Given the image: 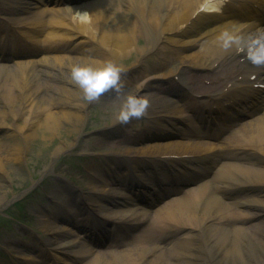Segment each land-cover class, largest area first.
Masks as SVG:
<instances>
[{
	"label": "bare ground",
	"instance_id": "bare-ground-1",
	"mask_svg": "<svg viewBox=\"0 0 264 264\" xmlns=\"http://www.w3.org/2000/svg\"><path fill=\"white\" fill-rule=\"evenodd\" d=\"M13 2L15 8L1 11L6 13L5 18H2L3 23L0 22V30L3 33L7 29L18 28L22 23H29L36 27L32 32L27 31L26 37L39 42V38L45 36L44 42L55 45L54 48L48 47L49 51L58 47L65 49L67 45L69 46V41L73 42L81 56L69 59L56 57L58 64L47 62L43 65L45 68L41 70L37 69V62L34 60L21 62L15 66L0 64V127L10 120L22 121V115L28 109L31 113L25 120L27 122L25 133L16 135L8 133L0 139L1 172L4 168L13 172L27 145L38 137H50L55 131H66L71 126L85 121V113L82 112L80 105L84 100L83 93L74 81L70 78L69 82L73 88L63 84L52 86L50 82L55 80L54 83L58 84L59 77L71 76L70 69L74 64H90L98 67L105 61L111 60L121 66L122 60L131 58L136 59L133 63L136 68L138 56L147 51L144 46L151 43L149 47L153 48L160 42L166 52H169V62L171 58L177 56L178 66L180 63L185 65L184 63H188L187 60L192 56L186 55L184 51L181 52L183 56H180L179 49H175L176 44L184 43L185 40H181L184 36L190 39L185 42L188 48L197 50L194 56L195 68H209L215 73V76H191L190 81L187 80L189 91L195 88V92L201 93V89L206 86L204 82L206 78L213 88H218L227 82H236L238 76H240L239 81H248V75L252 74H245L248 69L246 67L243 71L246 76H242L244 74L240 73L235 64L241 61V64L248 66L247 61L234 51L225 52L219 46L217 36L225 29L244 34L256 33L257 31L253 33L250 31L251 27L245 20H250V16H256L255 5L260 6L262 0H229L224 6V15H227L225 17L223 15V19L220 20L219 15L216 14H197L201 0H46L53 2L58 9L37 12L30 10L32 7L28 1L13 0ZM244 2L252 3L254 11L243 6ZM233 3H237L236 7L240 10H245L244 16L237 8L236 11L230 8ZM19 7L25 13L23 15L25 17L15 16L16 9L20 10ZM77 13H86L88 16L86 19H80L76 16ZM183 24H188L190 28L185 31L180 30L179 26ZM3 33H0L1 37ZM143 35L146 36L148 43L142 42ZM10 49L9 52L12 54L11 46ZM3 61H9V58ZM121 68L122 76H126L127 71H131L129 67ZM263 71L264 68L255 71L257 76L254 81H249L250 90L247 91V96H240L238 101H253L262 94L263 90L260 89L259 84H264V81H261L259 75ZM43 79H46L47 88H53L58 95L53 92L56 94L53 97L49 92L48 100L40 96ZM176 81H180L183 86L187 83L183 80V76ZM172 82L175 84L173 78ZM146 83L147 80L141 84L144 86ZM237 86L232 87L237 88ZM184 89L175 86L159 87L160 91H169V96H175L177 101L171 98L172 101L149 97L148 101L152 108L147 109L145 115L147 124L144 128L149 127L148 131L151 134L148 138L160 137L157 140H161L167 136L191 135V140L185 144L156 143L136 151L128 148L125 152L110 151L106 147L108 142L99 146L108 150L101 159L113 166L110 179L118 178L119 183L125 188H134L131 196L117 193L115 198H111L90 192L89 199L92 204H84L82 195L74 187L66 185V189L74 195L78 212L89 215L87 218H91L90 220L100 226L101 233L102 229L110 226L104 231L102 238L108 244V248L112 249L107 248L105 251L94 253V247L101 244L95 240L93 248L85 247L89 246L87 242L83 243L84 249L76 250V246H79L77 243L59 242L58 229L49 228L47 238L42 241L50 251L64 252L75 260L83 261L84 264H264V111L253 123L241 125L235 131L228 129L220 133L217 129L215 132L214 129L207 128V138L211 141H216L217 136L222 138L227 134L224 140L229 146L224 147L225 153L221 155L220 152L214 151L215 144L204 145L197 140L202 135L196 132L191 134L186 127L177 126L179 122L176 119L178 114L176 111L181 110L179 103H185L184 98L187 96L193 100ZM216 91L218 92L208 95L213 101L229 97L233 93L231 89ZM153 101L159 103L152 104ZM233 101H236L235 98ZM51 105L62 109L52 111ZM206 107L190 104L187 109L194 116L196 114L202 116L205 115L203 110ZM118 113L112 115L111 124L104 131H114L122 126L116 119ZM206 122L205 118L200 119V123ZM153 124L158 128L156 133L151 128ZM232 124L234 123L229 126ZM230 131L231 133H227ZM71 137L68 135L65 140ZM125 140L137 142L136 139ZM61 150V148L57 149L56 153L59 154ZM221 156H229L231 159L227 163H219ZM194 158L198 160H192ZM238 161H254L262 167L254 170L239 164ZM201 166L202 173L194 174ZM176 167H180L181 171L178 172ZM134 172L138 173L133 175ZM144 172L151 177L146 176L153 180L154 187H159L154 191L160 192L166 188V192L171 193L168 203L164 200L159 201L157 209L151 213L145 207L137 210L127 208L125 202L130 198L144 202L142 193L138 194V191L147 187L136 178L139 176L141 180L144 179L141 176ZM171 173L174 176L173 180ZM91 178H93L92 174ZM162 182L166 183L161 185ZM188 185L195 187L186 189ZM256 188L263 192V195H258L257 199L238 197L229 199L233 195L253 191ZM146 193H149V197H155L150 190ZM220 195L231 196L227 197V200L234 202L229 204L226 198ZM240 206L259 209V211L256 213L241 211ZM64 213L59 209L54 216L58 218L60 215L66 219ZM256 218L260 219L257 222L259 224L255 223ZM247 223L249 226L246 225ZM89 229L95 235L94 227ZM151 240L161 243L164 248L150 247L148 243ZM131 244H134L131 248L124 247ZM40 253L46 258L43 251ZM73 258L72 262L75 261Z\"/></svg>",
	"mask_w": 264,
	"mask_h": 264
},
{
	"label": "rangeland",
	"instance_id": "rangeland-1",
	"mask_svg": "<svg viewBox=\"0 0 264 264\" xmlns=\"http://www.w3.org/2000/svg\"><path fill=\"white\" fill-rule=\"evenodd\" d=\"M23 1H28L30 7H32L30 10L35 12L39 10L58 9L55 4L45 3L43 2L44 0ZM14 6L15 2H13V0H0V22L2 21V18H5L6 14L1 11L5 9H13ZM16 11L15 16L20 18L25 17L23 16L25 13L22 12L21 8L20 10L17 8ZM201 13L204 15L213 14L212 12ZM214 13L219 15V20L223 19L222 11ZM22 25V29H16L17 31H20V34L18 33L20 36L17 33L15 34V32L8 34V30L6 33H3V31L0 30V33H3L2 37L0 36V64L5 63L15 66L21 62L34 60L37 62V69L41 70L45 68L43 65L47 62H55L58 64L56 57L69 59L81 56L80 52L77 50L78 47L73 45V42L70 41L69 46L67 45L65 49L58 47L55 50H47L48 47L54 48L55 45L50 42H44L45 36L39 38L40 42H35L33 39L26 38L25 35L27 34V30L32 32L35 30L34 28L36 26L29 23H23ZM179 27L180 30L190 28L186 24L180 25ZM2 29L4 30L5 28ZM7 37L8 40H6V44H2ZM144 37L146 36L144 35L143 38ZM23 39H26L27 43H24ZM181 40H185L184 43L176 44L175 49H179L180 56H183L181 53L182 51H184L186 55L192 56L187 60L188 63H184L185 65L180 63L178 66L179 60L176 56L175 58H171V61H168L167 64H159L158 59H162V56H166V58H164L168 59V54L163 52V50H153L141 59L144 70L139 68L134 70L132 66H134L133 63L136 62V59L129 58L121 61L120 58L119 61H121V66L119 67H129V69H131V71H127L128 74L126 76L121 77L125 84L124 90L121 94L117 95L111 92L106 93L99 102L94 103H89L84 99L80 102L83 110L82 112L85 113V121L83 123L71 126L69 130L66 131H55L52 136L50 135V137L47 138L38 137V139H35L36 141L34 140V142L27 145L22 158L15 164L13 172H10V169L5 168L2 172L0 171V264H84L83 261L75 260L72 256L61 251H50L46 245H44L42 240L47 238L49 228L52 230H55L56 228L59 231V242L66 243V241H71L72 243H77L79 246L76 247V250L84 249L85 247L91 249L93 247V245L84 247L83 244H81V240L87 241L88 237L85 235L87 233L84 230H80L78 227L81 228V226H88L89 221L86 219L87 216L85 214H80V212H78L79 208L77 202L74 200L73 194L66 189V185L74 187L79 193H81L82 198H84L82 199L84 204H92L91 199H89L90 192L100 196L102 194V197L110 196L111 198H115L117 196L116 193L131 196V193H128V191L126 192L117 186H113L109 181L101 177L103 172L111 170L112 168L104 163L106 160L101 159V157L106 155L108 150L104 147L100 148L99 146L104 142H108L106 147L109 148L110 151L122 150L125 152V149L128 148L135 149L134 151H136L156 143L185 144L189 141V138L185 136L179 137L178 135L167 136L166 138L157 141H149L151 139H148V136L151 132L143 130L142 133L144 134L138 133V129H142L144 126L143 124L146 123V119L143 118L134 119L129 124L123 125L117 130L104 131V129L110 126L109 124H111L112 115L120 111L129 95H138L146 99L149 97H156L160 99H168L170 101H172L171 99H174L177 101L175 96H169V91L159 90V87L167 86L181 88L176 83L174 84L172 82V73L176 71V69L182 72L184 75L183 79L186 82L188 79L190 81V78L193 75L213 76V72L209 70L193 67L196 60L194 56L197 53V50L188 48L189 46L185 44V42L190 40L189 38L183 36ZM16 43L24 45V47L29 45L31 47L26 50L20 49L18 51L12 49V54H10V46L13 47ZM1 45H4L5 47L1 48ZM55 51H57V53H54ZM119 56L121 57V55ZM3 58H9V61H3ZM154 69H156L155 73H149V76H145L147 73L144 71ZM249 70L253 71L252 68ZM59 78L57 79L58 84L54 83L55 80H50L52 86L63 84L73 88V85L69 82L71 76L63 75ZM145 80H147V83L149 84L146 83V85L142 86L141 83ZM45 81L46 79L41 80L44 84L40 96L48 100L50 99L49 92L53 97L56 96L57 93L53 88L48 89ZM239 83L241 82H238V84ZM241 86H243V84ZM228 88L232 87L228 85ZM204 90H213V88L206 85ZM241 92L244 93L245 91L242 89ZM191 98L193 100H190L187 96L184 98L185 103H179L181 110L176 111L178 112L177 115H180V120L178 119L177 121L179 124L177 126L180 128L186 127L191 134H193L192 132H199L203 135V132L195 126H199V124L195 116L189 109H187V106L190 104L193 106L201 105L202 103L208 102L209 98L207 95H200L197 97L200 102L194 100V98H196L195 96H191ZM212 102L214 101H211L210 103ZM222 102H226V100H222ZM158 103V101L152 102V104L156 105ZM51 106L53 107L52 111L62 109L61 107H55L56 105ZM30 114V109H28L23 113L22 121L10 120L0 127V139L8 133L13 135L25 133L24 129L27 123L25 120L30 117ZM252 119L253 118L250 116L242 118L241 120L237 119L235 125L241 123L246 125V123H251ZM168 128L171 129V127ZM153 130L154 133H156V129L153 128ZM68 135H71L72 137L69 140H65ZM125 137L132 140L136 139L137 142H130L127 144L122 142L120 144L118 140ZM197 140L204 143V145L208 144L207 139ZM215 146V149L221 152L222 155L225 153V148L229 145H227L226 140L222 139L220 142L215 141ZM59 148L62 150L57 154L56 152ZM125 155L127 156L128 154L126 153ZM230 159L229 156H221L219 158V163H227ZM238 163L241 165L244 164L246 167L254 170L262 167L261 164L254 161H238ZM199 168L201 169V167ZM96 169H98L101 174L96 173ZM91 172L95 174L96 178H100L101 181L91 178ZM144 174L147 176V172H144ZM196 174L200 173L197 172ZM194 187L195 185H188L186 186V189ZM151 192L152 194L154 193V191ZM260 194L263 195V192L256 188L253 191H244L243 193L233 195L232 197L224 195L220 196L226 198L225 200L227 203L232 204L234 200H227V197H231L229 199L238 197L254 200L257 199ZM170 199V197L166 199L165 203H168ZM125 202L128 205L127 208L138 209V207H145L143 204H140L135 200L126 199ZM61 206H64L67 209L66 211H68V214H70V217L67 219H64L60 215H58V218L54 216L56 211L61 209ZM239 208L241 211L246 210L253 213L259 211V209L244 206H240ZM156 209L157 208H151L153 212ZM258 221H260V219L256 218L255 223ZM47 222L50 224H46ZM246 225L249 226V223ZM69 229L72 230V232ZM80 236H83L84 238H79ZM133 245L134 244L124 247L131 248ZM148 245L150 247L156 246L159 249L164 248L161 243H155L153 240L149 241ZM108 247V244L102 243L101 245L94 247L93 252L97 253V251H105ZM42 251L45 253L46 258L42 257L40 253ZM72 258L75 260L74 262H72Z\"/></svg>",
	"mask_w": 264,
	"mask_h": 264
},
{
	"label": "clouds",
	"instance_id": "clouds-1",
	"mask_svg": "<svg viewBox=\"0 0 264 264\" xmlns=\"http://www.w3.org/2000/svg\"><path fill=\"white\" fill-rule=\"evenodd\" d=\"M229 0H201L197 9L200 12H220ZM80 19H86L88 14H79ZM219 46L225 51H234L242 56L255 68H264V29L254 34H244L223 30L217 36ZM71 79L82 90L83 98L89 103L99 102L106 93L121 94L125 84L122 81L123 69L113 61H105L101 66L90 64H74L71 69ZM149 101L138 95L127 96L116 119L122 125L129 124L134 119L146 115Z\"/></svg>",
	"mask_w": 264,
	"mask_h": 264
}]
</instances>
